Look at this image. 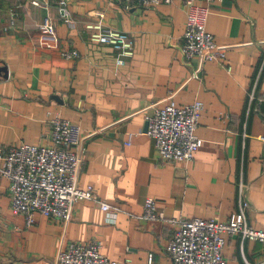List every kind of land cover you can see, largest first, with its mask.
Masks as SVG:
<instances>
[{
    "label": "crops",
    "instance_id": "0c3cea01",
    "mask_svg": "<svg viewBox=\"0 0 264 264\" xmlns=\"http://www.w3.org/2000/svg\"><path fill=\"white\" fill-rule=\"evenodd\" d=\"M47 1L45 8L0 0V147L49 144L55 116L78 124L77 184L92 185L95 198L117 213L107 222L95 199H83L67 221L36 214L27 224L12 213L9 181L0 175V264H56L64 244L89 240L100 241L110 259L172 264L165 249L175 229L169 218L225 221L242 210L248 225L263 228L264 0L209 6L206 30L225 53L208 61L181 53L182 0L153 7L64 0L72 25L60 17L58 0ZM45 16L57 34L54 48L40 43L37 26ZM97 24L131 37L133 54L124 64L116 63L115 49L93 40ZM60 49L79 56L64 58ZM194 99L203 104L200 147L188 162L161 161L146 117L168 100ZM147 196L163 218L138 216ZM221 253L227 264H259L264 243L228 234Z\"/></svg>",
    "mask_w": 264,
    "mask_h": 264
},
{
    "label": "built area",
    "instance_id": "2783aa9c",
    "mask_svg": "<svg viewBox=\"0 0 264 264\" xmlns=\"http://www.w3.org/2000/svg\"><path fill=\"white\" fill-rule=\"evenodd\" d=\"M126 6L153 7L171 0H114ZM182 0L185 9V26L182 34L181 53L186 60L197 57L200 61L224 58L225 46L218 44L206 30L209 6L221 0ZM35 6H48L47 0H30ZM60 17L72 25L65 1L58 0ZM40 43L47 48L57 46L58 38L52 20L45 16L37 26ZM98 31L93 40L111 46L119 56L117 64H124L125 57L133 54V40L124 31L96 25ZM64 58L79 56L75 49H60ZM230 69V66H227ZM197 70L193 73L197 77ZM203 109L199 99L185 104L173 100L157 106L146 117L148 134L161 161L188 162L200 147L202 140L196 134L198 120ZM49 144L20 143L0 147V175L9 181L10 209L14 214L25 217L27 224L35 222V215L67 221L73 206L79 200L95 199L104 211L107 222H113L116 208L95 198L92 185L80 187L77 177L82 157L80 153L83 135L78 124L60 116L50 120ZM130 135L128 136L129 144ZM145 220L163 218L156 201L147 196L138 215ZM175 226L166 244V252L172 264H227L221 250L224 236L238 234L242 239L264 243V227L255 229L247 224L243 211L225 221L217 219L169 218ZM151 262V254L148 255ZM56 264H128L106 257L101 251V242L70 241L64 244L55 256Z\"/></svg>",
    "mask_w": 264,
    "mask_h": 264
},
{
    "label": "water",
    "instance_id": "95a60500",
    "mask_svg": "<svg viewBox=\"0 0 264 264\" xmlns=\"http://www.w3.org/2000/svg\"><path fill=\"white\" fill-rule=\"evenodd\" d=\"M146 127H147V122L145 124V130H146ZM259 264H264V261L263 262H260Z\"/></svg>",
    "mask_w": 264,
    "mask_h": 264
}]
</instances>
